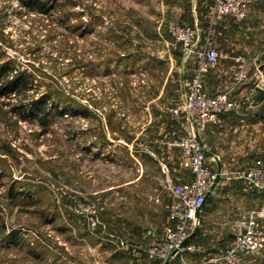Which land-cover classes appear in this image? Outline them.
<instances>
[{
  "label": "rangeland",
  "instance_id": "obj_1",
  "mask_svg": "<svg viewBox=\"0 0 264 264\" xmlns=\"http://www.w3.org/2000/svg\"><path fill=\"white\" fill-rule=\"evenodd\" d=\"M41 2L52 11L0 0L4 80L25 73L24 85L0 96V264H103L93 248L112 228L106 193L93 191L139 173L158 189L171 171L192 178L169 142L186 127L170 110L194 54L169 26L195 27L196 51L233 50L264 64V0L247 19L224 23L204 8L201 20L173 9L174 0ZM40 102L47 126L32 110ZM257 164L248 166H264ZM91 209L100 222L94 232Z\"/></svg>",
  "mask_w": 264,
  "mask_h": 264
},
{
  "label": "crops",
  "instance_id": "obj_2",
  "mask_svg": "<svg viewBox=\"0 0 264 264\" xmlns=\"http://www.w3.org/2000/svg\"><path fill=\"white\" fill-rule=\"evenodd\" d=\"M174 1L173 9L177 7L179 10L191 11L193 17L198 13L200 20L203 18L201 10L204 0ZM254 10L252 5L250 14ZM228 20L235 19L225 17L222 21ZM226 29L225 24H222V30ZM231 51L206 75L205 91L208 94H217L224 83L231 81L237 66L234 58L241 54ZM193 70L192 62L188 68L189 74ZM236 90L234 98L240 104L239 109L221 116L219 122L210 125L201 136L206 150L213 155L205 153L209 166L217 171L220 164L222 176L221 182L201 208L198 224L191 231L198 228L190 243L202 246V251L185 252L173 258L170 264H217L216 259L228 247L234 235L235 220L241 215L264 210V192L229 175L249 164H264V93L259 92L254 95L255 98L246 99L250 91L248 84L238 86ZM167 174L178 183L192 179H184L177 172ZM145 186L150 188L143 190ZM155 186L153 180L147 181L139 173L135 178L121 180L103 190L92 192L95 195L106 193L104 200L110 214L107 224L112 228L110 233H106L104 243L93 248L95 261L103 264H162L151 261L143 251L170 224L172 194ZM259 222L264 226V218H260ZM247 262L263 264L264 250L249 256Z\"/></svg>",
  "mask_w": 264,
  "mask_h": 264
},
{
  "label": "built area",
  "instance_id": "obj_3",
  "mask_svg": "<svg viewBox=\"0 0 264 264\" xmlns=\"http://www.w3.org/2000/svg\"><path fill=\"white\" fill-rule=\"evenodd\" d=\"M254 2L255 0H204L202 7L211 22L225 17L243 21L250 15ZM169 33L183 46L188 56L194 54V70L184 81L185 92L170 110L172 114L185 118L186 127L178 139L169 142L170 147L180 150L184 166L190 171L192 179L178 183L165 174L160 181L161 188L172 194L169 205L170 224L143 251L151 261L162 264L185 252L202 251V246L190 242L183 247L198 224L197 215L205 205L216 178V171L209 166L207 156L199 144V137L210 125L217 124L221 116L239 109L240 104L233 97L238 86H250L246 99H250L249 95L264 93L263 64L258 57L239 54L234 58L237 66L231 81L224 83L217 94H208L205 91V77L226 56L207 46H201L196 51L199 36L195 27L173 23L169 26ZM229 175L246 182L257 191H264V166H247L230 172ZM260 218H264V210L241 215L235 220L234 235L228 247L216 259L217 264H246L249 256L264 250V226L260 225ZM88 221L94 232L99 223L96 209L90 210Z\"/></svg>",
  "mask_w": 264,
  "mask_h": 264
},
{
  "label": "trees",
  "instance_id": "obj_4",
  "mask_svg": "<svg viewBox=\"0 0 264 264\" xmlns=\"http://www.w3.org/2000/svg\"><path fill=\"white\" fill-rule=\"evenodd\" d=\"M19 1H21V3L24 4L25 7H27V9L30 11H36L39 13L48 14L53 9L50 6H48L47 3L41 2V0H19ZM7 71H8V68L6 67L0 68V84H1V81H3L2 85H0V96L5 94L4 93L5 87H8L13 90H18L22 85H24L23 76L25 75V73H17L14 76V78L4 80V74ZM40 103H41V106H38L39 105L38 103L36 104V106L35 105L33 106L32 110L36 112L37 118L40 119L41 123L47 126L49 124V120H48L49 119L48 117L49 109L45 102H40ZM70 112L72 113V115H77L76 110H74L73 108L70 110ZM35 256L37 255L35 254Z\"/></svg>",
  "mask_w": 264,
  "mask_h": 264
},
{
  "label": "water",
  "instance_id": "obj_5",
  "mask_svg": "<svg viewBox=\"0 0 264 264\" xmlns=\"http://www.w3.org/2000/svg\"><path fill=\"white\" fill-rule=\"evenodd\" d=\"M261 69H264V66H262ZM184 81H185V78H184V76L182 75V77H181V90H182V94H184V92H185ZM199 144H200L201 148L204 150V152H205L207 155H209V156H213L209 151L206 150V148H205V146H204V144H203V142H202V140H201L200 137H199ZM221 180H222V176H221V165L219 164L218 169H217V171H216V178H215V180H214V182H213V184H212V186H211L210 193L208 194L207 199H208V197L210 196V194L214 191V189L216 188V186L221 182ZM198 215H199V213H198ZM198 215H197V217H198ZM197 231H198V228H196V229L194 230V232H192V233L189 235V237L187 238V240L183 243V247H184L187 243L190 242V240L195 236V234L197 233ZM170 263H171V259H168V260H166L163 264H170Z\"/></svg>",
  "mask_w": 264,
  "mask_h": 264
}]
</instances>
